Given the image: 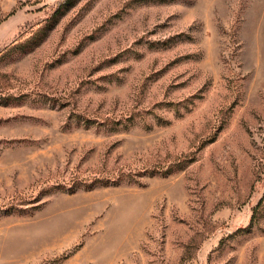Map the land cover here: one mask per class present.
Returning a JSON list of instances; mask_svg holds the SVG:
<instances>
[{"label":"rangeland","instance_id":"1","mask_svg":"<svg viewBox=\"0 0 264 264\" xmlns=\"http://www.w3.org/2000/svg\"><path fill=\"white\" fill-rule=\"evenodd\" d=\"M0 264H264V0H0Z\"/></svg>","mask_w":264,"mask_h":264}]
</instances>
